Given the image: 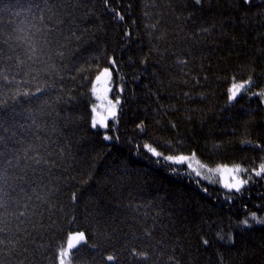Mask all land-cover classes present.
Segmentation results:
<instances>
[{"label": "trees", "instance_id": "trees-1", "mask_svg": "<svg viewBox=\"0 0 264 264\" xmlns=\"http://www.w3.org/2000/svg\"><path fill=\"white\" fill-rule=\"evenodd\" d=\"M262 90L264 0H0V264H264Z\"/></svg>", "mask_w": 264, "mask_h": 264}, {"label": "rangeland", "instance_id": "rangeland-1", "mask_svg": "<svg viewBox=\"0 0 264 264\" xmlns=\"http://www.w3.org/2000/svg\"><path fill=\"white\" fill-rule=\"evenodd\" d=\"M233 81H237V80H233ZM109 83H110V72L108 69H103L98 75V77L95 80H93L91 93H92V97L93 95H96L97 97V107H96L97 109H96V112H94V116H93V105H92L91 123L93 126L105 128L106 123L109 120L115 119L117 108H118V100H116L111 95L112 90L110 88ZM152 151L153 153H157V151H155L154 149H152ZM180 157L186 158L185 160H183V162L194 174H196V172L199 171L201 173L199 177L207 181H209L208 177H211L213 182L214 181L217 182L222 187L225 181L233 182V183L235 181L232 179V177L229 175L227 171H218L215 173H210L208 171L209 168L232 169V168L239 167V168L244 169L242 166H239V165H214V166L206 165L202 163L201 161H199V159L195 155H176V156H172L169 158H171L170 161L172 160L176 161ZM200 164H204L205 167L200 168L199 167ZM258 170L259 168L251 171L250 173L247 172V175L253 176L255 175V172ZM233 175H235L237 179L247 180L245 170L240 173H235ZM78 238L80 239V237H76L75 235H73L71 237L70 242L75 243L76 241L79 240ZM66 248L67 246L65 247L64 251L63 249L59 251L58 264H71L69 260V252H70L71 247L68 250Z\"/></svg>", "mask_w": 264, "mask_h": 264}, {"label": "snow or ice", "instance_id": "snow-or-ice-1", "mask_svg": "<svg viewBox=\"0 0 264 264\" xmlns=\"http://www.w3.org/2000/svg\"><path fill=\"white\" fill-rule=\"evenodd\" d=\"M195 2L197 4H200L201 0H195ZM244 2L247 4V3L250 2V0H244ZM251 83H252L251 80L245 81L242 84L233 83L232 86L229 88V92L231 94L229 98L230 99L235 98L242 90H244L246 87L251 85ZM258 95L264 97V90L259 92ZM185 159H186L185 157H180L175 162L176 163H181ZM199 167L200 168H204L205 165L204 164H200ZM208 171L210 173H215V172H218V171H227L229 173V175L232 177V179L235 181L234 183L233 182H228V181L224 182L223 187L226 188V189H229V190H235L236 192H239L241 190V187L247 183L246 180L237 179L236 176L233 175L235 173H240V172L244 171V169L239 168V167L232 168V169L209 168ZM262 174H264V164H261L260 167H259V170L255 172L256 176H261ZM196 175L200 176L201 173L199 171H197ZM208 180H209L210 183L212 182L211 177H208ZM251 220L254 221L255 224H257V225H264V218H257L255 213L252 214ZM241 223L245 227H251L252 226L248 219H244ZM222 238L223 237H221V239ZM229 240L231 241V237H229ZM204 243L207 244L208 241L205 240Z\"/></svg>", "mask_w": 264, "mask_h": 264}]
</instances>
